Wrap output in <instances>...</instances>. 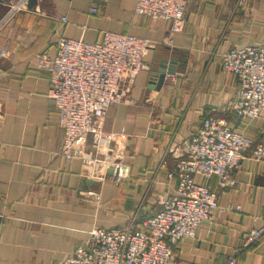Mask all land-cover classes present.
I'll use <instances>...</instances> for the list:
<instances>
[{
  "label": "crops",
  "instance_id": "1",
  "mask_svg": "<svg viewBox=\"0 0 264 264\" xmlns=\"http://www.w3.org/2000/svg\"><path fill=\"white\" fill-rule=\"evenodd\" d=\"M137 1L38 0L0 29V264H63L95 228L142 231L177 191L178 178L168 176L210 117L245 131L254 146L233 170V184L197 178L217 194L219 209L195 239L172 246V264H224L233 256L238 264H264V237L244 248L263 226L264 159L253 151L264 132L261 122L236 113L239 81L221 64L228 50L264 45V0H188L186 24L171 44L170 23L136 15ZM4 13L0 7V20ZM105 32L152 44L147 69L127 81L132 102L112 106L106 117L105 131L120 137L119 156L131 168L122 183L111 172L86 176L81 159L61 155L65 133L48 97L50 73L38 68L42 56H56L59 38L95 43ZM172 56L176 74L151 89L159 60ZM84 151L96 154L91 139Z\"/></svg>",
  "mask_w": 264,
  "mask_h": 264
},
{
  "label": "built area",
  "instance_id": "2",
  "mask_svg": "<svg viewBox=\"0 0 264 264\" xmlns=\"http://www.w3.org/2000/svg\"><path fill=\"white\" fill-rule=\"evenodd\" d=\"M29 2L3 0L0 7H4L5 14L0 29L19 13L30 11ZM187 4L188 0H138L135 13L170 23L167 42L171 44L186 24ZM91 12L96 14L98 9ZM61 20L67 22L66 17ZM150 46L142 38L105 32L102 41L95 43L61 37L56 56L40 58L38 68L50 73L48 97L59 111L58 123L65 133L61 155L68 162L81 159L86 176L100 171L103 178L111 172L116 183L130 178L131 168L118 152L120 137L106 133L104 127L112 106L132 102L127 81L147 69L143 57ZM221 64L226 74L239 81L236 113L243 119L261 122L264 132V45L228 50L222 54ZM87 139H91L94 156L85 154ZM253 146L252 136L233 130L226 120L206 119L168 176L170 180L178 178L177 191L162 202L160 211L143 224V230L95 228L88 242L63 264H172V246L195 239L201 224L212 220L219 209L217 194L197 178H217L220 187L233 184V170ZM102 149L105 153L101 156ZM253 155L256 160H263L264 144L257 146ZM261 220L263 226L249 233L244 248L264 237V209ZM224 264H238L236 256Z\"/></svg>",
  "mask_w": 264,
  "mask_h": 264
},
{
  "label": "water",
  "instance_id": "3",
  "mask_svg": "<svg viewBox=\"0 0 264 264\" xmlns=\"http://www.w3.org/2000/svg\"><path fill=\"white\" fill-rule=\"evenodd\" d=\"M3 0H0V3ZM38 5V0H30L28 8L30 10L35 9ZM178 60L175 56L170 58H162L159 60L158 69L155 73L152 74L151 89L160 90L165 83L167 76H174L178 68ZM155 85V86H154ZM154 87V88H153Z\"/></svg>",
  "mask_w": 264,
  "mask_h": 264
},
{
  "label": "rangeland",
  "instance_id": "4",
  "mask_svg": "<svg viewBox=\"0 0 264 264\" xmlns=\"http://www.w3.org/2000/svg\"><path fill=\"white\" fill-rule=\"evenodd\" d=\"M2 8H4V7H2ZM5 14V13H4ZM20 14V13H19Z\"/></svg>",
  "mask_w": 264,
  "mask_h": 264
}]
</instances>
